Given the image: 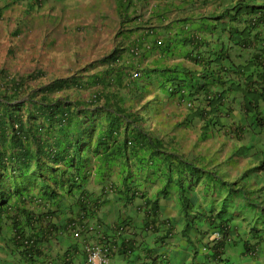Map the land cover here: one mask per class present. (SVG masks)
Masks as SVG:
<instances>
[{"label": "trees", "instance_id": "obj_1", "mask_svg": "<svg viewBox=\"0 0 264 264\" xmlns=\"http://www.w3.org/2000/svg\"><path fill=\"white\" fill-rule=\"evenodd\" d=\"M43 1L71 0H0V17ZM114 1L116 26L100 12L90 39L71 44L66 76L38 62L17 70L21 45L1 48L3 264L82 262L92 246L129 257L144 233L177 247L193 222L210 234L264 218V54L234 60L253 30L258 43L250 17L263 19L264 1ZM47 21L26 23H39L42 50ZM221 22L233 25L219 34Z\"/></svg>", "mask_w": 264, "mask_h": 264}, {"label": "clouds", "instance_id": "obj_2", "mask_svg": "<svg viewBox=\"0 0 264 264\" xmlns=\"http://www.w3.org/2000/svg\"><path fill=\"white\" fill-rule=\"evenodd\" d=\"M115 7L116 2L114 0H71L66 5L60 3L52 5L50 2L43 1L42 8L39 11L35 12L33 10L26 14L24 7L14 6L7 9L0 17V32H3L6 38L16 39L15 44L8 46V48L16 49L21 45L20 49L25 47L23 49L25 51L29 47V39L42 46V32L37 30L39 23H34V28L30 33L27 32L29 25L26 23L36 18L42 19V15L47 17L49 20L47 22L51 25L53 32H48V37L52 35V42L44 50L48 55L54 54L50 55L49 60L44 64L51 65L53 67L50 68L51 70L61 71L62 75L66 76L71 65L65 61V58L70 53L71 44L78 42V39L79 41L90 39L93 28L98 27L101 23L98 19L100 12L106 13L108 15L106 20L115 27L116 23H112L113 19H111L112 16H115ZM259 16L260 14L253 13V16L250 17L251 20L255 19L254 23L259 22L261 31L259 41L256 43L254 30L248 34L247 40L250 46L241 52L242 58H234L235 64L239 68L249 64L248 61L253 55L264 54V10L262 20L259 19ZM213 19L215 21L212 20L210 23L216 25V16ZM232 25V22H221L217 27L220 29L219 34L225 31L221 30L222 27L227 28ZM243 26L244 23L239 24L240 28ZM18 30L21 33L16 35L15 32ZM229 32L234 39V31L230 30ZM63 37H69L65 44L68 47L67 49H62V46L57 47L58 40ZM251 45L260 46L258 49H254L251 48ZM20 52V50L17 51V53ZM59 57L62 58V66L55 68L50 59H54V62L57 63ZM89 58L81 59L76 65L80 67L86 61H89ZM260 73H263L264 77V70ZM256 78L255 76L252 81ZM259 86H262V84L260 83ZM262 91L264 92L263 89ZM263 96L260 99L264 103ZM234 108L238 109L236 106ZM165 207L167 212L172 211L171 206L166 204ZM204 226V221L191 223L179 238L177 247L173 245L172 238L168 240L170 242L168 244L159 241L158 238L161 234L144 233V236L141 235L135 240L129 257L107 258L101 248L92 246L87 249L89 253L87 260L80 262L79 259L74 258L65 264H264V242L263 245H260L263 251L258 248L257 243L264 238V218L261 216L256 221L252 220L239 226L236 224L222 225L221 228L210 234H207L210 229H206ZM74 236L78 237V233H75ZM247 254L252 256L250 258L254 259L255 263H252L249 259L243 260V256ZM0 264H3L1 255ZM23 264H25V261Z\"/></svg>", "mask_w": 264, "mask_h": 264}, {"label": "rangeland", "instance_id": "obj_3", "mask_svg": "<svg viewBox=\"0 0 264 264\" xmlns=\"http://www.w3.org/2000/svg\"><path fill=\"white\" fill-rule=\"evenodd\" d=\"M69 39V37H63L61 39L58 40V43H57V47L59 46H62V49H67L68 47H66V42L67 40ZM26 40V39H25ZM24 40V41H25ZM79 41V39H78ZM16 42V39H12L10 37L6 38L3 34V32H0V62L4 59V57L6 56V52L4 50H2L1 48L7 50L8 46H12L14 45ZM28 43H29V47L26 48L25 51H23V49H25V47H22V49H20V53L23 54L25 56V59H24V56L22 55H19V59L15 64H14V67L18 70V69H27V67H31L33 66V64H35L36 62L40 63L41 65L44 64L45 62H47L49 60V56L50 55H53V54H50L48 55L47 53H45L46 51L42 50L40 48V44L37 43V42H34L32 39H29L28 40ZM51 62H53L54 64V67H59V66H62V58H58V62L55 63L54 62V59H50ZM66 61V60H65ZM67 62V61H66ZM39 64V65H40ZM24 66V68H23ZM50 68H53L51 65L48 67V69ZM51 70V69H50Z\"/></svg>", "mask_w": 264, "mask_h": 264}]
</instances>
